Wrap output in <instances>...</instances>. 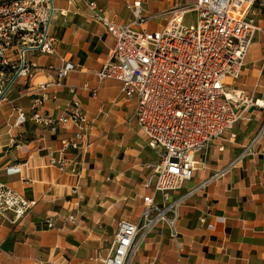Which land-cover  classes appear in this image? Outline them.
Masks as SVG:
<instances>
[{
  "label": "built area",
  "instance_id": "built-area-1",
  "mask_svg": "<svg viewBox=\"0 0 264 264\" xmlns=\"http://www.w3.org/2000/svg\"><path fill=\"white\" fill-rule=\"evenodd\" d=\"M83 4L91 18L99 22L113 37L110 58L93 74L98 82L120 81L125 99L134 101L135 124L146 138L147 146L159 151V161L149 165L144 188L151 192L142 196V208L136 221L121 218L111 241L109 252L101 264H132L141 242L158 224L168 227L177 249L176 222L178 207L198 190L219 180L254 152L264 134V120L229 161L185 192L172 198L191 180L198 169L197 156L217 145L223 150L227 132L242 118L249 121V108L264 110V97L247 94L234 81L245 64L247 52L256 32L262 30L257 15L264 0H195L153 15H145L147 0H131L127 8L132 18L128 23L112 21L97 0H70ZM188 10L197 12L194 23L184 24ZM56 12L55 0H5L0 2V106L10 102L8 92L21 79L25 88L18 97L28 96L29 104L12 107L13 127L32 121L50 133L67 131L60 145L51 153L49 163L62 170L74 163L70 151H85L92 146L89 136L93 119L76 98L60 114H53L45 102L59 100L58 91L67 88L63 79L77 66L59 56L60 65H39L29 55H56L57 42L50 34ZM163 16L159 30H148L152 18ZM54 71L50 81L33 82L38 70ZM81 88L95 96L97 86L84 82ZM20 171V164L6 168L8 174ZM159 195V197H158ZM37 199L28 198L0 180V225L16 226L36 206ZM205 216L200 221L205 222ZM67 220L73 222L74 214ZM52 227L53 223L48 222ZM209 227L212 224L208 223ZM181 262L180 257L177 259Z\"/></svg>",
  "mask_w": 264,
  "mask_h": 264
},
{
  "label": "crops",
  "instance_id": "crops-1",
  "mask_svg": "<svg viewBox=\"0 0 264 264\" xmlns=\"http://www.w3.org/2000/svg\"><path fill=\"white\" fill-rule=\"evenodd\" d=\"M56 1L50 34L56 39L57 54L39 55L41 58L47 56L48 60L47 57L43 61L35 60L39 65L54 64L56 67L60 65L59 56L73 62L77 69L69 73L63 83L75 87L76 92L73 95L66 87L62 88L58 91L59 100H47L45 107L53 114H60L67 107L68 100L76 98L93 119L90 139L95 148H104L117 140L121 147L123 138L127 136L130 144L124 146L123 153L135 156L147 143L139 129L142 137L138 134L134 137L138 132L126 125L134 101L122 95L120 81L104 79L98 82L93 74L110 58L113 37L91 18L83 4L70 0ZM97 1L112 21L125 24L131 20V11L127 8L131 0ZM257 22L262 26L258 17ZM252 44L234 84L247 94L264 97V40L254 46ZM53 78L54 71L44 69L38 70L32 81H50ZM84 82L98 87L95 96L81 88ZM16 84L11 101L24 97H18L25 91L23 81L19 79ZM26 98L22 99L23 103L29 101L28 96ZM247 113L252 114V118L249 121L242 118L234 124L225 138L229 147L216 155V165L212 167L206 161L201 162L197 170L202 173L196 175L195 180H189L191 183L183 192L206 178L213 172L211 169L227 163L233 157L235 148L242 146L259 130L264 110L251 107ZM12 115L11 108L0 127L8 124L13 119ZM8 125L7 130L0 132V180L26 197L37 199V204L20 224L0 225V264H101L100 258L109 252L118 220L127 218L136 221L142 205L134 219L118 217L111 231L107 223H112L108 217H103L105 212L98 207H73L74 201L69 194L76 179L83 176L76 164L72 163L62 170L49 163L51 153L59 147L67 131L50 133L27 121L19 126L18 133L12 135L14 127ZM119 133L121 138L116 139ZM256 144L254 152L235 168L191 194L178 207L176 230L180 250L170 237L169 230L164 224H159L141 242L132 264H264V134ZM102 152L103 149L98 156ZM74 153H68L70 159ZM130 159V156L117 159L119 165L124 166L119 173H124L127 183L133 188L143 186L146 177L140 172L128 175L127 170L135 166L130 164ZM17 163L20 164V171L8 174L6 168ZM92 189L93 196H97V187L92 186ZM145 189L143 186L144 194L139 195L141 204L142 196L149 193H145ZM179 191L173 193L172 198L183 193ZM75 212L77 218L70 223L67 216ZM202 216H205V222L200 221ZM48 222H52L53 226L49 227ZM209 222L212 227L208 226ZM179 257L180 263L177 261Z\"/></svg>",
  "mask_w": 264,
  "mask_h": 264
},
{
  "label": "rangeland",
  "instance_id": "rangeland-1",
  "mask_svg": "<svg viewBox=\"0 0 264 264\" xmlns=\"http://www.w3.org/2000/svg\"><path fill=\"white\" fill-rule=\"evenodd\" d=\"M1 1H5V0H0V2ZM194 1L195 0H147L146 3L143 4V7L145 9L144 14L145 15L157 14L166 10V8L168 7L171 8L177 4L182 5ZM55 5H57L56 0H55ZM196 14L197 12L195 10H188L184 16V21H183L184 24L194 23L196 19ZM257 17L262 25V30L258 31L259 33L256 32L253 38L254 43L252 44V46H254L256 43H262V41L264 40V35H263L264 8L263 9L261 8ZM165 22L166 21L163 16H158L150 19L146 24V28L148 30H159L163 27ZM28 57L43 61L44 57L47 56L41 58L39 57V55L28 54ZM15 85L17 84L15 83L8 92L9 98H11V95H13L12 90L13 87H15ZM26 97L27 96H24L22 98L17 99L16 101H11L9 103L3 104V106L0 107V123L5 119L7 112L13 106L21 105L26 109L29 102L28 100L25 103H23L22 101V99L23 98L25 99ZM132 115H133V107L131 106V110L128 113L126 125H128L130 128L138 132L134 135V137H137L138 135L141 136L142 133L138 130V127L136 126L135 120L132 117ZM12 123H13V119L11 118L8 124L12 125ZM8 124H4L3 126H1L0 132L7 130L9 128ZM20 128L21 127L12 128L13 131L11 132V134L13 135L18 133V131H20L19 130ZM229 132L225 134L224 138L229 136ZM5 136H7V134ZM120 136L121 133H119L116 139H120L121 138ZM128 139L129 137L127 136L123 138L121 147H119L118 145L119 140L115 141L114 143L105 145L104 148H100V146L95 148V145L93 144L85 151L75 150L74 151L75 153L71 156V158L73 157L72 159L76 164V168L80 170L79 173L81 171L83 173V176L81 178L76 179L74 183L75 186H73L72 188L73 190L69 194V198H73L72 201H74L73 207L81 208L82 206H90V205H93L94 207H98L102 212L103 211L105 212V214H103V217H108V219L112 223L111 225L107 223V228L109 226L111 231L112 228H115L116 219L118 217L125 216L131 219L135 218V214L139 212L140 206L142 205L141 196L139 197V195L144 194L142 192L143 186L133 188L131 185L127 183V178H124L125 177L124 173L120 175L119 170L120 171L123 170L124 166L119 165V161H117V159L120 158L121 156H125V157L130 156L131 157L130 164H135V166L127 170V172L129 173L128 175L140 172L143 175V177H147L149 174H151L152 168L150 166L155 165L159 161V151H154L150 149L149 147L146 146L145 142H143V144H145L143 150L140 151L138 154H136L137 156L136 155L131 156L123 153V150L125 148L124 146L126 144L128 145L130 144V141ZM89 141H91L90 136H89ZM222 142L225 145V147H229L227 141L223 140ZM101 144L104 145V141H102ZM216 148L217 145L213 144L212 147L207 149L205 154H199L197 156V160L206 161L208 165H211L212 167L215 166L217 163L216 155L219 152H222V150L218 151ZM240 148L241 146L235 148L234 155ZM102 149L103 152L100 153V155L98 156L99 151H102ZM67 157H70V155L67 154ZM221 157L222 155H220L218 158L220 159ZM147 164H150V166H148ZM200 166L201 163L200 162L197 163V167ZM211 171L214 170L211 169ZM200 173H202L201 170L194 171L192 175L194 177L191 179V181L195 180L196 175ZM191 181H187L179 192L180 193L183 192L188 186V184L191 183ZM143 182H145V180H143ZM92 186H96L97 191L99 193L95 197L92 194V190H93ZM146 191L151 192V189L146 188L145 193H147ZM72 214H74L73 222H75V219L77 218V213L75 212ZM69 222L71 223V221ZM158 225H156L154 229H156ZM164 226L168 229V227L165 224Z\"/></svg>",
  "mask_w": 264,
  "mask_h": 264
}]
</instances>
